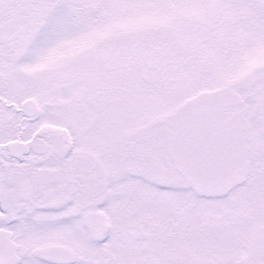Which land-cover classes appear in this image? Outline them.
Masks as SVG:
<instances>
[{
    "label": "snow or ice",
    "instance_id": "snow-or-ice-1",
    "mask_svg": "<svg viewBox=\"0 0 264 264\" xmlns=\"http://www.w3.org/2000/svg\"><path fill=\"white\" fill-rule=\"evenodd\" d=\"M0 264H264V0H0Z\"/></svg>",
    "mask_w": 264,
    "mask_h": 264
}]
</instances>
